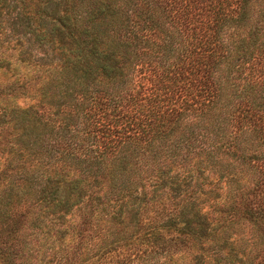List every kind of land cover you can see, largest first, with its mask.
<instances>
[{"label": "trees", "instance_id": "1", "mask_svg": "<svg viewBox=\"0 0 264 264\" xmlns=\"http://www.w3.org/2000/svg\"><path fill=\"white\" fill-rule=\"evenodd\" d=\"M0 264H264V0H0Z\"/></svg>", "mask_w": 264, "mask_h": 264}, {"label": "rangeland", "instance_id": "2", "mask_svg": "<svg viewBox=\"0 0 264 264\" xmlns=\"http://www.w3.org/2000/svg\"><path fill=\"white\" fill-rule=\"evenodd\" d=\"M201 179H202V177H199V179H198V180H199V182H201ZM213 215H217V214L215 213V214H213Z\"/></svg>", "mask_w": 264, "mask_h": 264}]
</instances>
